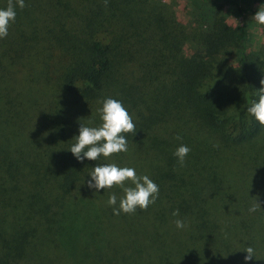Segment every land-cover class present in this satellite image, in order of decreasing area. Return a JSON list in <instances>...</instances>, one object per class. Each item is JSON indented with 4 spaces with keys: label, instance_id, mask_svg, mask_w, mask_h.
I'll return each mask as SVG.
<instances>
[{
    "label": "trees",
    "instance_id": "trees-1",
    "mask_svg": "<svg viewBox=\"0 0 264 264\" xmlns=\"http://www.w3.org/2000/svg\"><path fill=\"white\" fill-rule=\"evenodd\" d=\"M244 1L247 9L258 3L254 13L264 4L192 0L189 25L161 0H24L16 7L0 39V264L143 261V247L124 244L112 229L107 200L114 193L118 208L121 187H87L97 164L134 168L159 186L144 210L151 226L155 215L185 216L183 188L195 197L231 181L264 183V126L246 112L258 99L264 50L249 53L246 21L229 27L219 16V5L240 16ZM7 4L0 0V9ZM109 97L136 125L125 134L128 150L78 161L72 138L81 124H100L98 101ZM181 144L190 148L183 165L173 155ZM215 205L222 215L225 206ZM140 212L113 215L120 222Z\"/></svg>",
    "mask_w": 264,
    "mask_h": 264
},
{
    "label": "rangeland",
    "instance_id": "rangeland-1",
    "mask_svg": "<svg viewBox=\"0 0 264 264\" xmlns=\"http://www.w3.org/2000/svg\"><path fill=\"white\" fill-rule=\"evenodd\" d=\"M161 1L169 7L171 16L177 21L185 25L191 23L195 10V6L191 5L192 0ZM257 4L253 1L250 7L254 8ZM241 6L244 10L239 16L232 7L219 5V16L229 27L237 21L244 20L248 23L249 53L255 55L264 50V26L251 20L255 13L252 12V8L247 9L245 1ZM188 48L192 47L187 44L184 51L189 52ZM220 75H224L223 71ZM261 142L264 144V140ZM245 149L244 147V152L240 154L242 157L245 155L246 162ZM252 181L244 186L240 182L235 185L231 181L218 189L199 195L197 191L195 197L183 188L182 195L187 205L185 216L181 214L180 219L187 226L180 229L181 235L178 238L171 230L174 226L171 222L175 221L171 219V215L162 217L155 215L151 226L147 222L149 213L147 212L148 215L145 217V211L120 222L113 214L110 215L112 229L114 231L117 229V235L124 244L132 239L143 247L141 252L144 259L142 262L138 261V264H264V183L260 184L254 179ZM255 199L261 210L249 212ZM215 203H218V207L225 206L222 215H219L217 210L219 208H216ZM151 211L155 213L158 209L152 208ZM135 227L139 229V233L135 232ZM175 230L177 233L178 230L176 228ZM145 231H152L153 234L147 237ZM248 246L254 248V256L253 259L245 261L247 253L244 250Z\"/></svg>",
    "mask_w": 264,
    "mask_h": 264
},
{
    "label": "clouds",
    "instance_id": "clouds-1",
    "mask_svg": "<svg viewBox=\"0 0 264 264\" xmlns=\"http://www.w3.org/2000/svg\"><path fill=\"white\" fill-rule=\"evenodd\" d=\"M107 0H105V3ZM23 9L26 5L24 0H8L7 7L0 9V39L6 38L11 22H14L16 16V7ZM258 25L264 26V4L259 5L255 14L251 17ZM261 87L257 90L258 99L251 100L247 106L246 112L264 126V78L260 80ZM101 105L97 109L100 124L95 127H89L81 124L79 135L72 139L69 151L78 160L88 159L97 161L101 157L108 158L113 154L126 152L128 150L127 133L135 134L136 125L123 104L113 98H105L98 101ZM177 140L181 137L177 136ZM190 152V148L181 144L173 153L180 165L184 164L185 157ZM90 179L87 181V187L97 191L113 186H120L123 196L119 199L118 208L117 196L113 193L109 196L107 204L113 207V214L119 216L121 212L132 214L137 209L147 210L149 205L155 203L159 195V186L154 183L147 175H137L136 170L130 167H118L115 163L97 164L87 173ZM131 182L132 186H125L126 182ZM84 182V181H83ZM261 210L260 204L254 201L249 208V212ZM174 217L179 216V209L172 212ZM176 228L184 229L186 224L181 219L174 221ZM244 252L247 255L245 261L253 259L254 248L248 246Z\"/></svg>",
    "mask_w": 264,
    "mask_h": 264
}]
</instances>
